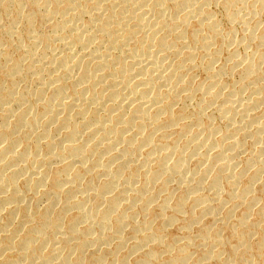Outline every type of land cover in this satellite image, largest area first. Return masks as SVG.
Segmentation results:
<instances>
[{"label": "bare ground", "instance_id": "1", "mask_svg": "<svg viewBox=\"0 0 264 264\" xmlns=\"http://www.w3.org/2000/svg\"><path fill=\"white\" fill-rule=\"evenodd\" d=\"M0 264H264V0H0Z\"/></svg>", "mask_w": 264, "mask_h": 264}, {"label": "rangeland", "instance_id": "2", "mask_svg": "<svg viewBox=\"0 0 264 264\" xmlns=\"http://www.w3.org/2000/svg\"><path fill=\"white\" fill-rule=\"evenodd\" d=\"M219 6V5H218ZM218 6H216L215 7V9L214 10H216L217 12H219L220 10V6H219V8H218ZM224 24V25H223ZM221 25L222 26H224L223 28L225 29V30H227V29H230V28H232V29H234L235 28V26H233V25H228V22L226 21V19H223L222 21H221ZM228 26V27H227ZM230 27V28H229ZM250 50H252V48L250 49ZM248 53H252V51H248ZM202 77V76H201ZM200 76L198 77V80H201L202 78H201ZM170 232H171V234H172V232H173V235H180V232H179V230L177 229V228H172L171 230H170ZM223 236L225 237H227V235H226V233H223Z\"/></svg>", "mask_w": 264, "mask_h": 264}]
</instances>
